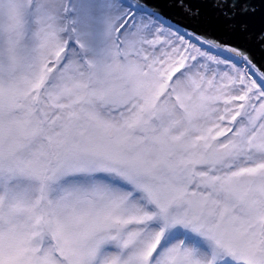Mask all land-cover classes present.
<instances>
[{
  "label": "snow or ice",
  "instance_id": "1",
  "mask_svg": "<svg viewBox=\"0 0 264 264\" xmlns=\"http://www.w3.org/2000/svg\"><path fill=\"white\" fill-rule=\"evenodd\" d=\"M261 7L0 0V264H264Z\"/></svg>",
  "mask_w": 264,
  "mask_h": 264
},
{
  "label": "water",
  "instance_id": "2",
  "mask_svg": "<svg viewBox=\"0 0 264 264\" xmlns=\"http://www.w3.org/2000/svg\"><path fill=\"white\" fill-rule=\"evenodd\" d=\"M163 10L167 13V15L174 20H179L182 23H189L183 15L179 12V10L174 8H168L166 5H162ZM209 21H211L209 23ZM264 7H261L257 12L256 16L252 18L253 28L254 30H259L262 26H264ZM200 30H209L214 32L215 35L220 36L222 38L228 39L229 36L223 30L222 26L212 19L211 9L205 7L204 9V22L196 25ZM234 43H240L244 47H247L252 55L255 57V62L257 65L260 63H264V51H261L260 47L254 41L244 40L243 38H232Z\"/></svg>",
  "mask_w": 264,
  "mask_h": 264
}]
</instances>
